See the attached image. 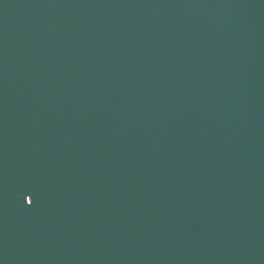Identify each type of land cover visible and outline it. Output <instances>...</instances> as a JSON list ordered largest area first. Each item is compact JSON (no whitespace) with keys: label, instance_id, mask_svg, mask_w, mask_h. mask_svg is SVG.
<instances>
[{"label":"water","instance_id":"water-1","mask_svg":"<svg viewBox=\"0 0 264 264\" xmlns=\"http://www.w3.org/2000/svg\"><path fill=\"white\" fill-rule=\"evenodd\" d=\"M0 264H264V0H61Z\"/></svg>","mask_w":264,"mask_h":264},{"label":"snow or ice","instance_id":"snow-or-ice-1","mask_svg":"<svg viewBox=\"0 0 264 264\" xmlns=\"http://www.w3.org/2000/svg\"><path fill=\"white\" fill-rule=\"evenodd\" d=\"M25 199H26V201H27V203L29 205H31L32 203H34V199H33V196L32 195H26L25 196Z\"/></svg>","mask_w":264,"mask_h":264}]
</instances>
